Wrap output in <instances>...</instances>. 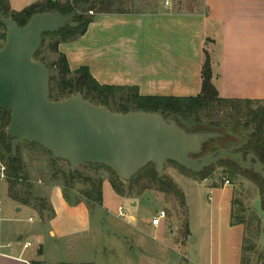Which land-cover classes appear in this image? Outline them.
Wrapping results in <instances>:
<instances>
[{
	"label": "crops",
	"instance_id": "obj_1",
	"mask_svg": "<svg viewBox=\"0 0 264 264\" xmlns=\"http://www.w3.org/2000/svg\"><path fill=\"white\" fill-rule=\"evenodd\" d=\"M8 3L14 12L28 6L15 9L10 0ZM58 51L65 55L71 70L87 67L101 85L133 86L142 96L161 97L199 93L205 51L211 82L220 97L264 100V0H200L198 7L188 10L175 8V0H164L147 11L98 14L83 35L60 43ZM46 199L54 215L30 234L28 227L18 225L22 214L29 216L28 207L9 198L5 182L0 181V264H109L105 250L97 253L101 256L97 263L89 255L84 257L89 254L86 240H96L92 209L84 201L75 203L72 194L71 203L67 202L58 185L48 188ZM137 200H129L130 205L135 207ZM130 211L132 220L121 218L120 225L128 231L113 237L119 240L112 245L116 246L112 250L118 251L117 260L124 259L127 264L130 260L133 264H196L185 257L187 249L201 259L188 247L190 230L186 240L175 242L162 235L164 248L159 247L163 250L159 251L154 239L145 241L144 226ZM96 232L102 234L99 226ZM30 238L40 246L38 256L28 252ZM45 241L49 245L47 256H43ZM166 248L180 254L170 260L163 255ZM203 259L211 264L212 254L208 252Z\"/></svg>",
	"mask_w": 264,
	"mask_h": 264
},
{
	"label": "water",
	"instance_id": "obj_2",
	"mask_svg": "<svg viewBox=\"0 0 264 264\" xmlns=\"http://www.w3.org/2000/svg\"><path fill=\"white\" fill-rule=\"evenodd\" d=\"M97 0L62 14L57 10L33 14L23 26L0 13L4 38L0 46V109L9 110L5 133L11 157L21 142L39 145L71 173L83 164L103 165L122 182H128L148 164L159 177L171 161L193 173L227 158L242 169L264 176V164L253 153L238 151L247 141L219 146L207 152V144L224 141L222 132L207 127L187 128L172 114L132 110L113 112L75 92L63 99L48 97L50 67L35 59L42 35L65 25ZM251 210L261 220L259 248H264V212L255 198Z\"/></svg>",
	"mask_w": 264,
	"mask_h": 264
},
{
	"label": "rangeland",
	"instance_id": "obj_3",
	"mask_svg": "<svg viewBox=\"0 0 264 264\" xmlns=\"http://www.w3.org/2000/svg\"><path fill=\"white\" fill-rule=\"evenodd\" d=\"M31 1L33 0H10L11 5L15 9L23 8ZM121 1V5L115 7L128 12H140L150 10L158 1L162 3L164 0ZM199 4L200 0H175V8L179 10L196 8ZM1 44L2 41H0ZM50 44L51 40L47 38L44 45L40 48L39 58L50 67L51 75L56 76L53 62L57 55L50 49ZM221 143L223 141L209 143L207 148L211 146L217 147L222 145ZM19 155L24 166V172L30 183L28 191L31 197L46 198L48 188L51 185L63 186L65 184L63 170L67 167L57 160H52L51 155L39 145L21 142L19 144ZM79 172L83 177L102 180V201L100 205H95L89 201L92 209L93 236H95L96 240L93 243L86 240L88 244L85 242V247L89 254H85L84 257L89 255L94 258L96 263L99 261L103 250H105V257H108L109 264H127L124 259L117 260L116 253L118 251L112 250L116 247L112 245H116V242L119 241H115L113 237L128 231L126 228L120 227L122 224L121 218L119 219L115 216L118 206L133 210L139 223L144 226L145 234L147 235L145 241L154 239L153 243L158 246L159 251L162 250L159 247L162 246L164 248V245L160 244L162 235L163 238H173L174 242L178 241V239L183 238L186 240L188 238L189 235H182V225L186 221L190 230V237L187 240L188 247L195 249L194 255L201 257V259H197L187 249L185 257L194 263L207 264L204 263L203 257L208 255V252L212 254L211 264H242V258L244 259L243 264H262L264 261V255L259 254L261 220L258 221L253 212L248 211L249 209L247 211H242L241 209L242 206H244L243 209L252 206L253 200L257 198V190L252 182L240 175L232 177L228 171L222 168H215L207 179L199 180L196 176L180 170L177 166L166 163L164 165V176L171 178L183 193L185 199L184 213L179 208L176 199L170 194L160 192L155 188L147 189L141 194H138L136 192L137 188H135L129 194L127 183H125L122 187L124 190L123 196L130 201L138 198L136 206L132 207L129 200L121 199L114 192L110 182L115 181V176L111 171L103 167L80 166ZM222 177L229 180V185H223ZM67 186L70 187V193L72 195L77 194L78 197H80V191L89 190V184H85L80 180L68 183ZM15 188L16 193L26 189L25 186L19 184ZM139 196L141 197L139 198ZM232 199L236 201L232 206L234 219L230 217ZM36 205L39 206H34L33 208L32 203L27 206L29 216L22 214L23 221L18 222V225H21L22 228L28 227L30 234L34 232L33 230H35L36 226L45 225L50 218V213L47 211L41 212L40 215L41 205L39 203ZM160 210H164L166 216L157 226H153L151 219ZM254 213L256 214V212ZM231 220L236 223L232 225ZM97 226L101 228L102 234L97 235ZM122 239L124 242L123 247H125L126 238L124 240V235ZM218 243L220 244L219 248ZM252 245L255 248L251 252L249 248ZM42 246L44 247L43 256H47L48 242L45 241ZM133 249L134 247L130 249V252ZM28 252L35 254V256L40 254V246L37 245L35 238H30ZM111 253L115 254L113 258H110ZM176 253L180 254L174 248L172 250L166 248L163 255L171 260L175 258ZM180 260V263H182L183 258L181 256ZM131 261L130 263L133 264Z\"/></svg>",
	"mask_w": 264,
	"mask_h": 264
},
{
	"label": "trees",
	"instance_id": "obj_4",
	"mask_svg": "<svg viewBox=\"0 0 264 264\" xmlns=\"http://www.w3.org/2000/svg\"><path fill=\"white\" fill-rule=\"evenodd\" d=\"M91 1L92 0H39L31 3L18 12H14L10 9L8 0H0V13L5 16H10L19 26H23L35 13L57 10L62 14H68L77 10L80 5H86ZM121 3V0H97L92 2L88 10L74 17L73 22L77 23V26L70 27L69 25H65L54 33H45L42 35L41 44L35 51L34 58L40 59V48L44 45L47 38L51 40L50 49L57 55L53 62L56 76L50 75L48 97L57 100L63 99L72 93L80 92L84 99H89L95 104L104 105L113 112L125 113L132 110H141L145 112L172 114L179 123L187 128L207 127L208 129L222 132L225 139L223 143H221V146L228 147L247 141L238 151L243 157L253 153L256 158L264 164V100L227 99L220 97L211 82L210 59L205 51V59L201 67L200 91L197 95L192 97L142 96L139 94L138 89L133 86H108L99 84L92 77L87 67H79L76 70H71L69 68L65 55L58 51V45L62 42L72 41L78 36L83 35L87 26L98 14L130 13L124 11V9L115 7L121 5ZM89 11H91L92 14H89ZM3 38L4 28L0 24V41H3ZM8 121L9 110L6 108L0 109V162L4 163L6 166L5 184L7 183V195L19 205L30 206L32 203V207L34 208V206L38 207L39 205L36 204L39 203L41 205L40 215L41 212L47 211L50 213L51 218L54 213L47 199L37 196L31 197L28 191L30 183L24 172V166L19 155V145L16 149V157H11L10 139L5 133ZM219 146H211L207 152L214 151ZM167 163L173 164L180 170L196 176L199 180L207 179L215 168H222L228 171L229 175L232 177L235 175L242 176L255 185L259 205L264 212V176L254 172L252 169H242L236 162L227 158L209 165L199 173H193L171 161ZM80 166L103 167L111 171L103 165L83 164ZM80 166H78L73 173H71L68 168L63 170V180L65 182V184L61 186L63 198L71 203V190H69L70 187H68L67 184L76 180L83 181L85 184H89V190L80 191V197L75 194L74 202L84 201L87 207L91 209L89 201L95 205H100L102 201V180L83 177L79 172ZM110 183L117 195H124L122 187L125 182H122L115 176V181H111ZM126 183L129 194L135 188H137L136 192L138 194L151 188L170 194L176 199L181 211L185 213V199L183 193L178 189L171 178L164 175L159 177L155 172L153 164L146 165ZM18 184L25 186L26 189L16 193L15 187L18 186ZM235 202L236 201L232 199V219H234L232 206ZM243 207L244 206L241 207L242 211H247L249 209L248 211L253 212L258 218V221L260 220L254 211L250 210V207H245V209H243ZM182 235H189L186 221L182 225ZM253 249L254 247L252 246L249 248V250ZM259 254L264 255V249L260 251ZM243 260L242 258V264L244 262ZM262 264H264V261Z\"/></svg>",
	"mask_w": 264,
	"mask_h": 264
},
{
	"label": "built area",
	"instance_id": "obj_5",
	"mask_svg": "<svg viewBox=\"0 0 264 264\" xmlns=\"http://www.w3.org/2000/svg\"><path fill=\"white\" fill-rule=\"evenodd\" d=\"M89 14H92V12L89 11ZM5 180H6V166H5L4 163L0 162V181L1 182H5ZM222 180H223V185H229V180L228 179H225V178L222 177ZM116 216L118 218H122V219H125V220H132V218H133L132 212L130 211V209H128L127 207H123V206H118L117 207ZM165 216H166L165 211L164 210H160L158 212V214L151 219V224L153 226H157L160 223V221ZM28 245H29V243H26L24 246L26 247Z\"/></svg>",
	"mask_w": 264,
	"mask_h": 264
}]
</instances>
